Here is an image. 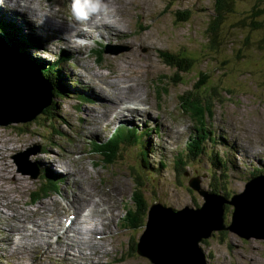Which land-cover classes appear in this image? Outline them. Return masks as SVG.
Returning a JSON list of instances; mask_svg holds the SVG:
<instances>
[{
    "label": "rangeland",
    "instance_id": "1",
    "mask_svg": "<svg viewBox=\"0 0 264 264\" xmlns=\"http://www.w3.org/2000/svg\"><path fill=\"white\" fill-rule=\"evenodd\" d=\"M19 1L14 4L13 0V4L33 6L25 10L41 21L40 27L46 26L45 17L54 15L52 12L57 14L56 19L67 21L69 0H39L42 11L36 10L37 0H27L31 4ZM233 1L232 11L222 24V35L219 37L221 44L217 48L209 47L205 33L212 14V0H107L110 7H116L113 16H117L118 23L122 20L124 30L114 35L118 26L114 25L113 31L101 32V38L96 39L94 47L68 46V49L45 36L44 31L31 23L22 11L9 8L6 4L0 5V21L14 24L36 40L34 48L20 51L22 56L35 66L59 60L58 68L63 73L62 82L66 85L50 124L42 119L43 115L38 114L26 122L0 125V264H91V260H96L98 256L101 264H153L135 251V244L144 229V220L142 226L133 227L129 223L130 219L124 218L127 208L144 203L149 205L154 201L173 207L195 206L203 199L187 184L194 177H198L197 183L203 189L208 190L213 186L214 189L221 188L224 192L235 194L244 191V184L250 178L264 175V172L259 171L250 173L253 167L258 169L263 166L264 170V53L260 54L264 50H259L257 45L264 33V7L259 0ZM131 2L137 6L131 8ZM186 8L191 11L190 19L176 23V10ZM251 8L262 9L255 17L256 21L248 16L244 18ZM242 18L249 22L242 25L234 23ZM35 22L39 25L37 20ZM95 26L89 37L95 38L94 33L99 32L101 27ZM95 49H101L100 62L97 61L99 52ZM61 50L63 57L60 55ZM163 51L196 57L195 66L189 73H177L163 61L160 56ZM180 53L176 58L183 60ZM246 54H249L248 57ZM111 63L121 65L120 69L123 70L125 66L135 65L127 69V72L132 73L126 75L137 80L140 88L137 91L130 89L132 93L128 89L129 94H136L142 99L149 98L152 106L158 108H153L150 115L155 119L161 118L166 126H170V132H176L175 136H166L169 141L166 147L157 144L158 138L152 129L160 133L165 131L154 120L145 122L144 118H134L126 122H108L106 117L109 115L88 117L86 111L90 107L99 113L97 101L100 102L92 99L88 91L93 89L90 82L97 81L96 73L99 76L112 73ZM210 83L216 84L213 90L208 88ZM183 96H190V100L193 99V103H198L200 107L188 108ZM204 96L208 100L205 105L202 104ZM204 106L210 111L202 116L204 126L201 127L198 120L200 114L194 115L192 112ZM157 114H160L159 118ZM127 128H132L130 132L134 140L123 142L124 145L119 147L123 150L119 151L116 159L106 163L103 159L107 152L104 140L111 133ZM201 128L205 134L207 130L210 133L203 142L204 147L199 141L201 138L196 139L197 153L187 146V141L190 134H200ZM196 129L199 132H194ZM87 130L91 132L87 133ZM95 141H103L104 148L99 150L100 153L93 148ZM191 141L194 145V141ZM42 147L46 149L45 153L41 152ZM35 150L37 152L31 153ZM25 151L29 154L24 166L32 172L35 169L33 164L39 169L35 178H31L29 172L14 162L23 158L25 155L19 153ZM141 156L146 157V164L141 162ZM178 158L186 161L184 166L179 161L176 163ZM43 172H49L50 177L56 178L58 189L50 190L46 197L33 199L34 192L42 186L40 176L44 175ZM79 180L92 182L93 188L102 186L103 201L110 206L109 209L104 207V211L112 213V219H104L103 233H97L101 237L96 236V233L91 234L89 248L85 245L82 250L88 252L85 254L89 257L86 260L74 259L72 263H66L45 257L42 255L45 245L36 247L34 243L42 244L44 236L54 228L61 232L57 221L63 217L62 213L75 212L74 209L61 210L74 204L75 196L80 195ZM120 184L123 185L121 188ZM170 194L173 196L170 197ZM135 196L138 199L133 201ZM11 199H15L17 206L8 205L10 201L13 206ZM228 206L231 210L224 214L226 220L233 210L231 205ZM115 210L119 211L118 214ZM98 212L96 210L92 215L89 214V217L74 226L84 227L89 223V227L92 225L100 230L101 226L95 225L93 221ZM14 213L20 220H30L21 230L20 235L24 233L25 237L13 235L15 242L12 239L11 243L4 238L12 224L20 223L13 221L11 214ZM35 221L41 222L36 226L37 230ZM78 236V241H84L83 236ZM54 237L55 234H50L49 241L56 247ZM19 241L25 242L27 250L23 247L14 249V243ZM200 247L207 264H264L262 239L245 240L232 232H215Z\"/></svg>",
    "mask_w": 264,
    "mask_h": 264
},
{
    "label": "water",
    "instance_id": "2",
    "mask_svg": "<svg viewBox=\"0 0 264 264\" xmlns=\"http://www.w3.org/2000/svg\"><path fill=\"white\" fill-rule=\"evenodd\" d=\"M4 37L5 34L0 35V125L32 120L38 114L43 115L45 109L53 115L55 110L47 108L53 99L49 80L39 66L22 56L13 41ZM19 154L25 156L14 162L35 178L39 169L33 164L32 172L24 166L28 151ZM192 179L187 184L203 202L181 207L159 201L151 203L135 244L138 255L153 264H206L200 244L215 232L228 231L240 238L264 240V175L250 178L244 191L230 197L201 188L198 177ZM225 204L233 208L227 220Z\"/></svg>",
    "mask_w": 264,
    "mask_h": 264
},
{
    "label": "bare ground",
    "instance_id": "3",
    "mask_svg": "<svg viewBox=\"0 0 264 264\" xmlns=\"http://www.w3.org/2000/svg\"><path fill=\"white\" fill-rule=\"evenodd\" d=\"M15 1H17V0H14V4H15ZM24 2L26 4H31L27 0H24ZM19 3H21V2L19 1ZM37 3H38V7L36 8V10L38 9V10H41L42 11L43 10L41 8V4L42 3L40 4V1L39 0H37ZM5 4L6 5L8 4V0H5ZM14 4L12 3V6L11 7L15 8L17 10L22 11L25 14L26 18L31 23L35 24L38 28L40 27L41 21L39 19H36L33 16H31L28 13V11L25 10L28 7L29 8H33L32 5L31 6H28V5H25V4H22V5L19 4L17 6V5H14ZM32 4H34V3H32ZM129 6L132 8L133 6L136 7L137 4L134 3V2H131L129 4ZM68 7H69V14H68L67 21H64L63 19H56L55 17L57 16V14L55 12H52L54 15H52V14H50V16H46L45 15L46 16L45 17V25L46 26L43 25V26L40 27L44 31L45 36L49 37V39L50 38H53V42L55 44H62L67 49L69 48L68 46H74L75 48L78 47V46H75V45H73L71 43V39H70V33L71 32L75 31V32H78L79 34L85 35V36H88V34H93V32H94V31H91V32H80V27L81 26L79 24H77L76 22H74L73 19H72V16H71L70 0H69V3H68ZM122 7H124L123 4H122ZM110 8H114L115 9L116 7H110ZM116 17L117 16H111L106 21H101L100 24L97 25L98 28L101 27V28H99L98 31L99 32H104L106 30L113 31L114 25H116V26L118 25L115 28L114 33H113L114 35L115 34L118 35L117 33H119L120 30H124V28L122 27V26H124V23L120 19L121 22H119L120 23L119 24L118 21H117V19H116ZM14 18H15V16H14ZM53 18H55V21H53ZM35 20H37L39 22V25L36 24ZM57 20H60L61 22L60 23H57L56 22ZM55 23H57L58 25H55ZM97 26H95V27H97ZM89 27L92 28V29H94V21L93 20H90L89 21ZM121 33L122 32H120V34ZM66 34H68V38H66ZM0 35H4V34H0ZM6 37L9 40H11L9 38V36H6ZM6 37H4L3 39H7ZM18 37H22V36L19 35ZM109 37H111V35H109ZM34 43H33V46L32 47H30V45L27 46L28 50H30L31 48H34ZM17 48L19 49V51H22L18 46H17ZM62 52H63V50H61L60 55L63 57ZM58 61H56V62H58ZM47 63H50V62H47ZM42 64H44V63H42ZM56 66L58 67V63H56ZM120 67H121V65H119V64H112L113 72L112 73L109 72V75L108 76H99L95 72L96 73L95 75H96L97 81L96 80H91L90 83H91V87L93 86V89L91 88L88 91L91 93V96H92V99L93 100H95V101L99 100L100 101V102L97 101V103H98V107L97 108H99V113L94 112L95 110L92 111L90 109L91 108L90 107L88 109V111H86L88 117L90 118L91 115H99V116L109 115V116L106 117V120L108 122H113L115 120H117L119 122H122V121H125L126 122V121H129V119L130 120H133L134 118H144V119H146L145 122L150 121V120H154L155 123L159 124L161 126L162 130L165 131V133H160L157 130H155V128L152 129L153 132H154V134L158 138L157 144L159 146L163 147V148L166 147L167 144L169 143L168 139H166V136L167 135L175 136L176 135V132L175 131H173V132L171 131L170 132V128H169L170 126H168V124L166 126V123L161 118H159V115L160 114L159 115L157 114V116H158L159 119H155L153 117V115H150V112H152V109L153 108H156V107L155 106H152L151 100L149 98L148 99H142V98H140L136 94H129L130 89H134V90L137 91V89L140 88L139 87L140 85H138L137 80H134L133 77L130 76V75H126V74L132 73V72H127V69L128 68H131L132 69V68L135 67V65H129L127 67L125 66V69L124 70L123 69H120ZM115 68H117V70H114ZM128 89H129V91H128ZM145 90L146 89H144V91ZM130 93H132V91H130ZM93 100L91 102L93 104H95V101H93ZM156 109H158V108H156ZM138 111H143V112H138ZM121 119H123V120H121ZM150 124H152V123H150ZM211 127H209L210 130L213 129ZM90 132H91V130H87V133H90ZM207 132L210 133L208 130H207ZM52 161H54V159H52ZM144 164H145V162H144ZM82 173H83V171H82ZM77 175H79V174H77ZM93 177H95V176H93ZM116 183H118V182H116ZM80 184H81V185H79L80 195L75 196L76 199L73 198V199H75V203L74 204L71 203V205H69L67 208H62V210H61V211H66L68 209H74L75 212H73V213H62L61 214L63 217H61V219L59 217L60 220L57 221V224L60 225L59 226L60 229H61V232L60 233L58 232V228H54V229L50 230V234H55L56 235V237H54V241H56V247H54L55 245H53L49 241L50 240L49 239V235L50 234H46L44 236L45 237V240L43 241L42 244L34 243V246H36V247H38L40 245H45L43 247V251H42V255L45 256V257H48L50 259L62 260L63 262H66V263H72L74 259H77L78 261H80V260H82V261L83 260H86V258H89V257H87L85 254H87L88 252L84 253V252H82V250L85 248V245H86V247L89 248V244L88 243H89V241H90V239L92 237L91 234L92 233H96V236H99L97 233H99V234L100 233H103L102 232V226H103V223H104V219H112L111 216L113 214L110 213L109 211H104V207L109 209L110 206L109 205H106L104 203V201H103L104 198H102V194H104V193L101 191L102 186L101 185H96L93 188L92 187V182L90 183V182H81L80 181ZM122 186L123 185L120 184L119 185V188H121ZM120 192H121V189H120ZM162 194H164V191H163ZM105 195L107 196V194H105ZM172 196L173 195L170 194V197H172ZM11 200L13 202V206H12V203L10 201H8V205L10 207L17 206V202L15 201V199H11ZM19 207H21V206H19ZM25 210H27V209H25ZM96 210H99V212H98V214H96V219H93V221H94L95 225H98L99 224L101 226V229L98 226L100 230H97L95 228V226H92V225L89 227V225H90L89 223L87 225H83L84 227H76V226H74L78 221H81V220L85 219L89 214L92 215V213L93 212H96ZM228 210H230V209H228ZM102 212H104V213L102 214ZM115 212H116V214H118L119 211L118 210H115ZM11 215H12L11 217H12V219H13V221L15 223L16 222H20V223H18V225L17 224H12L11 225V228H8V231L5 234V238L4 239L6 241H9V242L12 243V239H13V242H15V237L21 234V230H23V228H25V226H26L25 225L26 221H29L30 219L27 218V220L26 219H21L20 220L18 218L17 214L14 213V214H11ZM0 219H2V218H0ZM63 220H64L65 223L63 222ZM93 221H92V223H93ZM38 223H41V222H37V221L34 222L35 228L38 225ZM42 224H44V223H42ZM85 228H88L87 231H85L86 230ZM36 230H37V228H36ZM41 230H43V228H41ZM84 231H85L86 237L84 235ZM39 233H40V231L37 232L36 234H39ZM13 235H15V237H13ZM78 235L83 236L85 238L84 241L83 240H79L78 241V239H77V237H79ZM20 237H25V234L23 233L22 235H20ZM99 237H101V236H99ZM100 242H101V238H100ZM14 244H16V246L14 247V249L23 247L25 250H27V248L24 246L25 245V242H23V241H19V242H16ZM98 247H99V245H98ZM44 252H46V253H44ZM98 257H97L96 260H91V264H101V261L99 260Z\"/></svg>",
    "mask_w": 264,
    "mask_h": 264
},
{
    "label": "trees",
    "instance_id": "4",
    "mask_svg": "<svg viewBox=\"0 0 264 264\" xmlns=\"http://www.w3.org/2000/svg\"><path fill=\"white\" fill-rule=\"evenodd\" d=\"M212 1H213L212 14L210 15V17L208 19V22H207V25L205 28V33H206L207 38H208L209 43H210L209 47L210 48H217L221 44V40L219 39V37L222 35L221 34L222 24H223L226 16H228V13L232 11L234 1L233 0H212ZM259 1L262 2L263 7H264V0H259ZM261 12H262V9L251 8L250 12L246 13L244 18L248 16L249 18H253V20L256 21L255 17H257ZM175 14H176V16H175V22L176 23L186 22L190 19L191 11L186 8V9H182V10H176ZM254 21H253V23H254ZM247 22H249L248 19L242 18V19H239L238 21H235L234 23H239L242 25L243 23L247 24ZM250 23H252V22H250ZM252 27H254L253 24H252ZM263 30H264V27H263ZM0 31H2L6 36H9V38L12 41H14V43L22 51H27L28 50L27 46L33 45V43L36 41L34 39V37L24 34L22 32V30L18 29L12 23L5 24L4 22L0 21ZM19 35H21L22 37H18ZM230 43L231 42L229 41L228 44H230ZM257 45L260 47L259 50H264V33H263V37L259 40ZM95 51L99 52V57H98L97 61L100 62L101 61V58H100L101 49H95ZM178 53H180V52H178ZM178 53H171V52L163 51L160 56L162 57L163 61H165L167 64L171 65V67H173L175 69V72L180 73V74L189 73L190 70L193 69L192 68L193 65L195 66L196 57H192L190 55L180 53L183 60L182 59L178 60L176 58V55ZM262 53H264V51H260V54H262ZM250 54H253V52H250ZM248 55L249 54H246V57H248ZM255 55H259V53H256ZM56 63H57L56 61H52V62L47 63V64H43V65L39 64L38 65L42 71L43 76L45 78H47L49 80L50 84L52 85L53 99L51 101V104L47 108H52L55 111L59 107V102L62 99V96L64 95V91H66V85L63 84V82H62L63 73L60 72L59 68L56 66ZM202 74H203V72L200 73V75H202ZM207 85H209V84H207ZM215 85L216 84L210 83V86L208 87L209 90H213V87H215ZM205 96L203 97V98H205L203 100L204 102H202L203 105L208 104V100ZM183 98H184V104H188V108H191L192 106L193 107H200V105L198 103H197V105H195L193 103V99L190 100V96H188V97L183 96ZM212 100H213V98H211L210 101H212ZM45 110L43 111L44 114L42 116V119L46 120L50 124V121L52 120V117H51L52 112L45 111ZM208 111H210L209 108L204 106L201 109L195 108V110L192 112L194 115L200 114L198 116V120H200L201 127L204 126L202 116L205 115V113ZM129 129L130 128L123 129L124 131L123 130H117L114 133H111L110 134L111 136L109 135L110 136L109 138H106L104 140V142L106 143L105 149H107V152L103 151L101 153L105 152L103 159L106 163H111L114 159H116L117 155L120 154L119 151L123 150L122 148L119 149L120 146L124 145V144H122L123 142L128 141V140L130 142V141L134 140ZM194 132H199V130L196 129ZM204 132H205V130H203L201 128L200 134H190V136L188 138L189 140L187 141V146L188 147L190 146V148H192L194 151H197V153H198V147L196 144V139L201 138V140H199V141L201 142L202 147H204L203 146L204 140L209 138V134L208 133L205 134ZM190 139L194 141L193 142L194 145L191 144L192 141L190 142ZM102 143H103V141L102 142L101 141H95L93 143V148L96 150V152H99V150H102L104 148L102 146ZM41 152L45 153L46 149H43V147H42ZM197 153H195L194 155H197ZM145 154L147 156V151ZM178 159H177L176 163H178V161H179V163L184 166L186 161H181V159H179V160ZM141 161L143 163L145 162V164H146L147 163L146 157L141 156ZM161 164L163 165L162 162H161ZM262 168H263V166H259L258 169L256 167H253V169L250 173L254 174L255 171L256 172H258V171L264 172V170ZM43 174H44L43 176L42 175L40 176L41 179L43 180L42 186L34 192L33 199H39L42 197H46L50 190L57 191V189H58L57 184H56V178L54 176L50 177L49 172H46V173L43 172ZM135 178H138V177H135ZM208 190L210 192L220 194L224 197H230L232 195L231 192H228V193L224 192L221 188L214 189L213 186H210L208 188ZM132 199L134 201L138 198H137V196H135ZM199 204H196L195 206H198ZM148 207H149V205L145 204V203L141 204V205L140 204L136 205V207H134V206L129 207L125 211L124 218L130 219L129 223L133 227H140V226H142V220H144V218H145L146 210ZM228 209L231 210V207L228 206V204H225V213L227 211H229ZM219 233L224 234L225 231L216 232V234H219ZM241 239H244V238H241ZM203 242H205V241H203Z\"/></svg>",
    "mask_w": 264,
    "mask_h": 264
},
{
    "label": "clouds",
    "instance_id": "5",
    "mask_svg": "<svg viewBox=\"0 0 264 264\" xmlns=\"http://www.w3.org/2000/svg\"><path fill=\"white\" fill-rule=\"evenodd\" d=\"M12 3L13 0H8L7 6L11 7ZM3 4H5V0H0V5ZM70 8L73 21L81 26L80 32L93 31L89 27L90 20H93L94 24L99 25L101 21H106L115 14V9L110 8L107 0H71ZM56 22L60 23L61 21L57 20ZM104 35L106 36L107 33H104ZM94 36L95 38H92L75 31L70 33L71 43L78 47H94L96 39L101 38V32H95ZM66 38H68V34H66Z\"/></svg>",
    "mask_w": 264,
    "mask_h": 264
}]
</instances>
